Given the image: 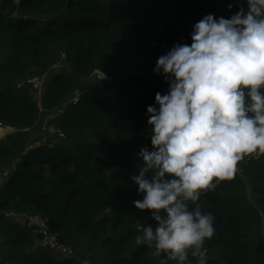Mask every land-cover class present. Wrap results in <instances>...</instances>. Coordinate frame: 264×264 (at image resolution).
<instances>
[{"label":"trees","instance_id":"obj_1","mask_svg":"<svg viewBox=\"0 0 264 264\" xmlns=\"http://www.w3.org/2000/svg\"><path fill=\"white\" fill-rule=\"evenodd\" d=\"M232 2L0 0V122L15 128L0 137V264H159L135 243L133 225L154 221L134 207L142 196L130 181L139 149H151L146 108L168 87L153 68L174 44L191 43L203 15L230 17ZM62 54L70 72L55 68ZM101 68L105 79L83 81ZM45 73L41 108L28 79ZM49 114L58 142L40 141ZM239 165L241 175L200 195L215 218L207 264H264V155ZM10 211L48 218L73 253L36 250L40 234Z\"/></svg>","mask_w":264,"mask_h":264},{"label":"clouds","instance_id":"obj_2","mask_svg":"<svg viewBox=\"0 0 264 264\" xmlns=\"http://www.w3.org/2000/svg\"><path fill=\"white\" fill-rule=\"evenodd\" d=\"M233 7L228 18L203 15L191 43L174 44L153 68L168 87L146 108L151 149H139L130 181L142 196L134 207L154 221L133 225L135 243L162 257L159 264H193L189 256L207 264L215 218L202 212L201 193L231 179L245 157L264 155V0Z\"/></svg>","mask_w":264,"mask_h":264},{"label":"rangeland","instance_id":"obj_3","mask_svg":"<svg viewBox=\"0 0 264 264\" xmlns=\"http://www.w3.org/2000/svg\"><path fill=\"white\" fill-rule=\"evenodd\" d=\"M159 41V40H157ZM55 68L58 70V71H66V72H70V69H71V66L69 65V63H67L66 61V55L65 54H62L61 58L55 63ZM90 78H93V81L98 78L97 74L95 75H92L91 77L87 78V79H83V81H87V80H90ZM48 80V79H46ZM38 85H31V91L33 92L34 94V97L37 101V104L42 108V96H43V92L45 90V88L43 89V91H40L41 88H42V83L39 82V81H36ZM55 116L54 114H49L47 117H46V121H45V124H44V132H43V137L42 139L40 140L41 142H47V141H50V142H58L61 140L62 138V135H60V129H59V124H58V121L55 119ZM8 131L7 130H0V137H5L7 135ZM240 168L242 169V167L240 166ZM242 173H243V169H242ZM7 172H3L2 174H0V185L2 184V182L4 181V179L6 178L7 176ZM251 189V192L252 194L254 195H257L256 192H253L252 191V188L250 187ZM256 201H258V195L256 197ZM23 215H18L15 219L16 220H21L24 222V218L22 217ZM25 221H27V219L25 218ZM28 224V223H27ZM45 244H51L53 243L55 246L52 247V249L44 246L42 244V242L37 239L36 242H35V247H38L36 250L38 249H47V250H51L59 255H61V257H67L69 254H67V251L65 250L64 247V244L60 245L53 240V239H48L44 242ZM75 255V254H73ZM9 264V263H8Z\"/></svg>","mask_w":264,"mask_h":264},{"label":"built area","instance_id":"obj_4","mask_svg":"<svg viewBox=\"0 0 264 264\" xmlns=\"http://www.w3.org/2000/svg\"><path fill=\"white\" fill-rule=\"evenodd\" d=\"M162 46L164 48L167 47V44L166 43H161ZM48 75L45 73V74H42V75H33L31 76L29 79H28V82L31 84V85H38L36 81H39L42 83V88L40 91H43V84L45 83L46 79H47ZM0 129L2 130H7L8 132H12L15 130L14 127H10V126H5L3 125L1 122H0ZM236 174H242V169L240 168V165L238 163V166H237V170L235 172ZM7 216L8 217H11L13 219H15L18 215H23L22 217L24 218V222H23V225L30 228V229H33L35 233H38L40 234V237H38V239L42 242V244L50 249H52L53 246H55L53 243L51 244H45L44 242L48 239H53L57 245L60 244L62 245L63 243L60 242L59 240V237L57 234H54L50 231V224H49V219L42 216V215H38V214H34V213H31V212H28V213H20V212H17V211H10V212H6ZM25 218L27 219V221H25ZM16 220V219H15ZM21 221V220H19ZM28 223V224H27ZM65 248V250L67 251V254H72V247L71 246H67L64 244V246H62Z\"/></svg>","mask_w":264,"mask_h":264},{"label":"crops","instance_id":"obj_5","mask_svg":"<svg viewBox=\"0 0 264 264\" xmlns=\"http://www.w3.org/2000/svg\"><path fill=\"white\" fill-rule=\"evenodd\" d=\"M38 248V247H37Z\"/></svg>","mask_w":264,"mask_h":264}]
</instances>
